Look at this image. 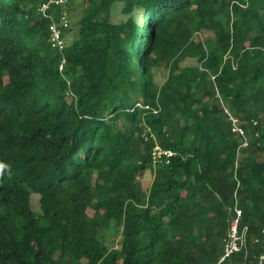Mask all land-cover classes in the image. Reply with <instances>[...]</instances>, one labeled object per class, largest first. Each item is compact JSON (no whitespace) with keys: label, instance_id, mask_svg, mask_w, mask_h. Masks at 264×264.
Wrapping results in <instances>:
<instances>
[{"label":"trees","instance_id":"obj_1","mask_svg":"<svg viewBox=\"0 0 264 264\" xmlns=\"http://www.w3.org/2000/svg\"><path fill=\"white\" fill-rule=\"evenodd\" d=\"M47 1L0 0V264H218L238 147L224 107L251 146L239 168L247 242L223 264L261 252L264 0H82L63 53L38 12ZM73 6L49 10L68 15L65 41ZM145 132L176 153L169 165L153 166ZM113 223L121 241L109 249L100 233Z\"/></svg>","mask_w":264,"mask_h":264},{"label":"built area","instance_id":"obj_2","mask_svg":"<svg viewBox=\"0 0 264 264\" xmlns=\"http://www.w3.org/2000/svg\"><path fill=\"white\" fill-rule=\"evenodd\" d=\"M67 0H49L43 3L38 12L46 19L50 21L49 23V31H50V43L54 49H57L59 52L63 53L66 49L67 43L63 36V32L66 29L70 28V21L67 14H63L58 20L55 19L51 14H49V10L52 5H64ZM66 63V60L63 59L61 70L63 69V65ZM214 79V77H213ZM136 109H140L143 111L152 112L154 114H158L160 112V107H153L150 104H145L142 102H138L135 105ZM226 114L229 116V120L231 122L232 133L238 141V147L236 150V159L234 163V168L232 172V176L235 180L236 190L234 194V202L230 207L229 211L231 214V225L228 231L227 237L224 240L223 253L220 257L218 264H223L225 261L231 259L238 253H241L246 246L247 242V228L244 230H240V224L243 218V211L240 207V195L239 191L241 189L242 180L239 176V168L240 164L243 160V152L250 148L251 141L250 137L247 133L246 128L239 122L237 118H235L229 111L224 107ZM258 125L257 121H253V126L256 127ZM142 137L146 142L153 140L155 143L154 148L151 152V162L154 167L159 166L161 164L169 165L171 160L176 156V153L171 149L162 148L157 138L154 135H149L148 132H145ZM260 137L259 132L254 133V139H258ZM262 235L264 236V229L262 230ZM255 243L260 244V238L254 237L253 239ZM248 259L249 263H248ZM243 264H264V245L261 252L253 255L252 257L245 256V260Z\"/></svg>","mask_w":264,"mask_h":264},{"label":"rangeland","instance_id":"obj_3","mask_svg":"<svg viewBox=\"0 0 264 264\" xmlns=\"http://www.w3.org/2000/svg\"><path fill=\"white\" fill-rule=\"evenodd\" d=\"M82 0H74V6L73 8L75 9L72 14H70L71 18V33L67 35L66 38V43L69 44L71 42V39L73 36L76 34L77 29H78V24L81 20L82 16ZM122 4L117 3L113 9L111 10L112 14V22L116 24H123L128 17L123 15L122 12ZM140 15L137 13L136 18L139 19ZM212 36L211 32H205L201 31L200 33L197 34L196 38L197 40H206ZM196 62L194 60H187L184 62V66L187 65H194ZM154 78L157 83L161 84L163 83L168 75L167 68L162 66L161 68H156L154 69ZM70 101V99H68ZM150 175V174H148ZM151 179V177H150ZM149 180V179H148ZM149 183V182H147ZM31 203H32V208L35 212H40V195L38 194H33L31 198ZM90 215L93 214L92 210L88 211ZM100 238L103 240L104 244L109 248H115L119 246V243L121 241V231L117 227L116 223H113L110 229L104 230L103 232L100 233Z\"/></svg>","mask_w":264,"mask_h":264},{"label":"clouds","instance_id":"obj_4","mask_svg":"<svg viewBox=\"0 0 264 264\" xmlns=\"http://www.w3.org/2000/svg\"><path fill=\"white\" fill-rule=\"evenodd\" d=\"M5 165L0 164V176H3L4 174Z\"/></svg>","mask_w":264,"mask_h":264}]
</instances>
